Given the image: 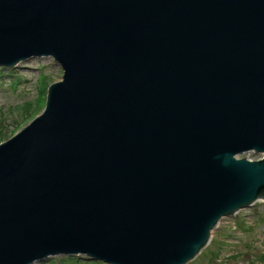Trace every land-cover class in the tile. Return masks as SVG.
Wrapping results in <instances>:
<instances>
[{"label":"water","instance_id":"95a60500","mask_svg":"<svg viewBox=\"0 0 264 264\" xmlns=\"http://www.w3.org/2000/svg\"><path fill=\"white\" fill-rule=\"evenodd\" d=\"M35 56L62 75L0 142V264H185L264 200V0H0L1 67Z\"/></svg>","mask_w":264,"mask_h":264},{"label":"rangeland","instance_id":"374dc122","mask_svg":"<svg viewBox=\"0 0 264 264\" xmlns=\"http://www.w3.org/2000/svg\"><path fill=\"white\" fill-rule=\"evenodd\" d=\"M60 65L50 56L29 57L0 66V142L20 130L45 103L47 86L61 78ZM48 84V85H47ZM239 157L257 159L258 153ZM85 255H51L31 264H106ZM186 264H264V201L223 216L208 244Z\"/></svg>","mask_w":264,"mask_h":264}]
</instances>
